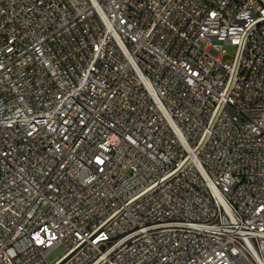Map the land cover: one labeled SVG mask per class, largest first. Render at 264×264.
Listing matches in <instances>:
<instances>
[{
	"label": "built area",
	"instance_id": "obj_1",
	"mask_svg": "<svg viewBox=\"0 0 264 264\" xmlns=\"http://www.w3.org/2000/svg\"><path fill=\"white\" fill-rule=\"evenodd\" d=\"M0 264H264V0H0Z\"/></svg>",
	"mask_w": 264,
	"mask_h": 264
},
{
	"label": "rangeland",
	"instance_id": "obj_2",
	"mask_svg": "<svg viewBox=\"0 0 264 264\" xmlns=\"http://www.w3.org/2000/svg\"><path fill=\"white\" fill-rule=\"evenodd\" d=\"M228 54L226 55L225 59L232 58L234 49L231 46L226 47ZM64 252V248L62 246H57L53 248L46 256V259L48 263H52L57 258L60 257V255Z\"/></svg>",
	"mask_w": 264,
	"mask_h": 264
}]
</instances>
